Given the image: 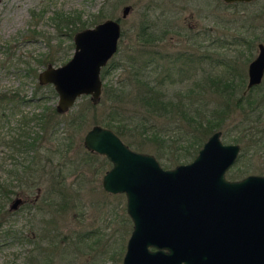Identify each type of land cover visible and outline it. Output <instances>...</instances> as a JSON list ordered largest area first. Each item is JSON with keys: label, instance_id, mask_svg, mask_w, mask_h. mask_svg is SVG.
Instances as JSON below:
<instances>
[{"label": "rangeland", "instance_id": "rangeland-1", "mask_svg": "<svg viewBox=\"0 0 264 264\" xmlns=\"http://www.w3.org/2000/svg\"><path fill=\"white\" fill-rule=\"evenodd\" d=\"M0 2V93L19 88L26 96L33 93L43 95V98L46 96L39 103L25 102L20 105V109L28 113L38 111L41 104L54 106L57 101L56 92L51 84L37 86L38 72L48 63H64L71 57L74 49V34L70 36L58 32L50 17L56 11H63L71 15L78 14L86 22L93 19L99 22L107 17H120L122 6L131 5L129 14L120 17L118 49L102 67L101 77L103 86L117 84L119 80L125 81L129 74L127 58L140 51L144 52L143 58L149 57L152 60L144 71L145 78L158 80L167 71L172 73L170 82L161 88L166 87V92L175 102L181 99L183 102L171 107L165 114L154 112L150 118L151 122L158 125L157 128L171 130L153 135L149 128L145 133L141 128L125 131L129 140L134 141L131 148L154 154L164 168L174 166L175 164L171 165L172 162L191 160V156L185 157L182 154L189 145L188 140L178 134L185 133L183 129L187 128V116L190 117L188 111L192 107L203 110L204 105L201 103L206 102L209 114V108L223 99L217 90L218 86L222 87L223 81L233 80L236 94L243 92L248 80V63L258 52V42L264 43V0ZM144 23H149L154 36H159L151 45L145 46L137 38ZM147 51L151 54H147ZM51 57L53 62L39 61ZM217 80V85L213 84ZM262 85L261 90H254V97L264 96V77ZM131 90L134 100L135 89ZM86 99L90 100V96H80L69 110H74ZM132 99L130 95L124 98L119 113L115 115L109 112L110 103L102 93L100 100L86 114L75 143L67 155V158L75 160V165L73 162L68 163L69 166L64 171V183L69 187L71 197L63 200L68 201V205L57 210L53 205L47 204V182L43 178L38 200H27L17 210L4 213L0 230V238L3 239L0 241V264H21L20 259L24 264H122L126 242L132 230V220L126 211L125 194L112 193L102 187V175L111 166V162L99 153L90 155L83 164L76 159L82 156L78 153L79 147L83 145L86 130L93 124L105 125L103 121L113 118L114 124L123 120L132 127L133 124L128 122L131 121L129 117L134 110L141 117L148 114L147 110ZM257 114L255 111L251 115L255 117ZM237 119L239 117H231L224 127L219 128L222 131L221 139L226 143L234 142L231 137L238 134L242 142L236 143L249 146L242 158L239 161L236 159L230 166L226 176L240 178L249 173L264 174V144L261 149L254 145L255 135L259 131L264 134V119L256 125L259 126L258 132L252 127L251 132L255 134L253 137L237 133L234 129ZM145 124L148 125L149 122ZM174 137L172 143L171 138ZM162 140L164 145H161ZM170 143L172 146H169ZM197 147L198 144L194 141L189 150L195 152ZM3 148L0 146V156ZM7 165L10 166L9 161ZM35 194L36 190L33 188L31 192L22 193L21 196L30 198ZM9 203L10 200L6 203L7 208ZM22 238H29L28 242L22 241ZM12 252H17L22 258L19 261L12 259Z\"/></svg>", "mask_w": 264, "mask_h": 264}, {"label": "water", "instance_id": "water-1", "mask_svg": "<svg viewBox=\"0 0 264 264\" xmlns=\"http://www.w3.org/2000/svg\"><path fill=\"white\" fill-rule=\"evenodd\" d=\"M130 10L123 5L120 17ZM120 17L77 30L71 57L38 72V83L51 84L56 92L57 112L68 111L82 95L100 100L101 69L118 49ZM257 46L244 92L264 76V43ZM221 134L212 131L190 161L164 168L154 154L131 148L111 127L96 123L86 130L84 147L111 162L102 187L126 197L132 230L122 264H264V174L228 178L241 145L224 142ZM20 202L16 196L10 208Z\"/></svg>", "mask_w": 264, "mask_h": 264}, {"label": "trees", "instance_id": "trees-1", "mask_svg": "<svg viewBox=\"0 0 264 264\" xmlns=\"http://www.w3.org/2000/svg\"><path fill=\"white\" fill-rule=\"evenodd\" d=\"M80 17L78 14L71 15L63 11H56L50 19L53 20L58 32L71 36L77 29L88 27L97 22L96 19L86 22ZM65 30L67 31L62 32ZM154 35L153 31L150 30V24L144 23L137 33V38L146 46L153 44L159 38V36ZM147 52V54H151V52ZM143 53L140 51L138 54L128 56L129 74L125 81L119 80L117 84L112 85L104 84L102 90L104 98L110 103L109 112L115 115L119 113V108L122 106L124 98L130 95L132 99L131 89L133 88L135 92L133 94L134 100H132L148 112L147 115L141 117L137 110H132L133 113L129 117L131 121L128 122L133 124L132 127L128 126L127 122H123V120L118 121L117 124H114L113 118L103 121L129 146L134 144V141L129 140L126 135L125 131L127 129L141 128L142 132L145 133L146 129L149 128L151 132L153 131L152 135L157 132H168V130H171L170 128H157L158 125L154 121H150L151 115L154 112L162 114L164 112L165 114L171 107L181 105L183 102V99L175 102L169 93L166 92V87L164 89L161 88L170 82L172 73L170 74L169 71L164 76H160L158 80L145 78L146 74L144 71L152 60L149 57L143 58ZM46 60L49 62L54 61L52 57L39 61L44 63ZM218 81L213 84L217 85ZM262 83L263 79L259 84L247 89L246 92L243 91L236 94V90L233 88V85H235L233 80L223 81L222 87L218 86L219 89H217L223 99L217 102L213 108L211 107L212 109L209 108V114L206 102L204 104L203 102L201 103L204 105L203 110L192 107L188 111L190 117L187 116V128L186 130L183 129L185 133H178L181 137L188 140L189 144L184 148L182 154L185 157L191 156L190 159H192L203 144L205 135L208 132L224 127L227 120L231 119V117L233 119L239 117L234 123V129L237 130V133L240 132L246 136L253 137L252 135L255 134L251 132L252 127H255L256 130L254 131L258 132L257 127L259 126L256 125L264 119V96L258 94L259 96L254 97L252 94L255 89L261 90L263 87ZM49 85L38 83L37 86ZM43 97V95H37L36 93L26 96L19 88L0 93V146L4 147L3 150L1 149L2 154L0 156V169L2 170L0 173V230L3 225L4 213H9V209L6 207L7 201L11 200L15 195L27 194L33 188L36 190V195H39L41 189L38 188H40V184L44 179L47 182L45 192V197L49 199L47 204L53 205L57 210H60L63 206L68 205V201L63 199L71 197V194L69 196V187L64 183V171L69 166L68 163L73 162L75 165V160L67 158V155L75 143L76 136L86 119V114L95 105L91 99H86L77 108L69 110L67 113L57 112L51 104H41L38 111L29 113L20 109V105L23 103H39V101L46 98V96L45 98ZM174 108L179 109L178 107ZM255 111L258 114L253 117L251 114ZM11 122L13 123L11 124ZM147 122H149L148 125L145 124ZM228 134L233 133L228 132ZM255 136L254 145L257 149L263 148L264 134L262 135L259 131ZM231 139L234 142H242L241 136L238 134L231 137ZM174 140L175 137L171 138L172 143ZM194 141L197 142L198 147L195 152H191L189 148ZM172 143L169 146H172ZM161 145H164L163 140ZM248 146H241L237 161L242 158ZM78 153H80L79 155L82 154L79 159H76L80 164L88 161L87 159L90 155L97 154L87 150L83 145H80ZM7 161H9L10 166L7 165ZM177 163L180 162H172L171 165ZM38 190H40L39 193L37 192ZM55 196H57V199H55Z\"/></svg>", "mask_w": 264, "mask_h": 264}, {"label": "flooded vegetation", "instance_id": "flooded-vegetation-1", "mask_svg": "<svg viewBox=\"0 0 264 264\" xmlns=\"http://www.w3.org/2000/svg\"><path fill=\"white\" fill-rule=\"evenodd\" d=\"M108 169V168H107ZM38 189H40V188H38ZM39 191L40 190H38L37 192L39 193ZM20 197L21 198V202L18 204V206H17V208H15V209H11L10 208V203H11V201L15 198V197ZM31 201V200H38V194L36 195H34L33 197H27V196H24V197H22V196H20V195H15L11 200H10V203H9V206H8V209H9V212H13V211H15V210H17L19 207H20V205L22 204V203H24L25 201ZM18 239V238H17ZM28 239L29 238H22V241H25V242H28ZM1 240H3L2 238H0V241ZM5 240V239H4ZM33 241L35 240V239H32ZM6 241V240H5ZM4 242V241H3ZM12 254V259L14 258V259H20V258H22V256H20L17 252H12L11 253ZM19 261V260H18ZM21 264H24V262H23V260H21L20 259V261H19ZM12 263H14V262H11V264ZM16 263V262H15ZM19 264V263H18Z\"/></svg>", "mask_w": 264, "mask_h": 264}, {"label": "bare ground", "instance_id": "bare-ground-1", "mask_svg": "<svg viewBox=\"0 0 264 264\" xmlns=\"http://www.w3.org/2000/svg\"><path fill=\"white\" fill-rule=\"evenodd\" d=\"M1 3V2H0Z\"/></svg>", "mask_w": 264, "mask_h": 264}]
</instances>
